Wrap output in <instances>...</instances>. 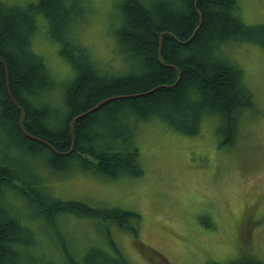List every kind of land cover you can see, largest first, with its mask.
<instances>
[{
    "label": "trees",
    "instance_id": "1",
    "mask_svg": "<svg viewBox=\"0 0 264 264\" xmlns=\"http://www.w3.org/2000/svg\"><path fill=\"white\" fill-rule=\"evenodd\" d=\"M81 1L85 10L88 5ZM58 2L40 0L20 9L17 5L5 7L0 0V129L28 151V166L33 172L27 178L13 164L1 160L0 194L6 196L11 190L28 198L39 207L46 230L54 229L60 217L73 215L105 223L110 219L119 228L136 232L141 220L137 213L101 210L73 200L42 203L32 179L39 181L38 174L43 179L54 177L58 172L69 178L76 171H93L109 178L140 177L143 170L135 144L136 129L139 123L158 118L190 137L200 134L204 119L215 122L219 148L231 149L242 112L249 104V92L244 71L229 60L224 46L258 39L263 45L264 35L235 14L236 0H122L117 21L110 28L114 51L121 55L123 65L112 75L79 39L78 27L87 19L85 11L66 19ZM43 17L60 32V37L55 36L59 56L73 72L64 87L54 81L44 59L31 51L37 20L44 23ZM2 62L12 97L24 111V131L50 147L20 131V111L8 96ZM106 117L112 122L124 117L132 130L116 133L107 129L108 134H103L105 126L100 122ZM39 169L42 173H37ZM7 210L0 212V264H6L9 251L14 264L29 261L27 250L37 243L35 226L28 224L27 228L20 214L9 215ZM9 230L14 240L5 250L3 241ZM62 234H58V247L64 264L101 263L96 254L78 261L66 249ZM107 240L114 247L115 243ZM240 260L229 264H262Z\"/></svg>",
    "mask_w": 264,
    "mask_h": 264
},
{
    "label": "rangeland",
    "instance_id": "2",
    "mask_svg": "<svg viewBox=\"0 0 264 264\" xmlns=\"http://www.w3.org/2000/svg\"><path fill=\"white\" fill-rule=\"evenodd\" d=\"M39 1L1 0L5 7L20 9ZM58 1L66 19L85 11L87 19L78 27L79 39L102 69L116 75L123 59L114 51L110 27L117 21L122 0H84L85 10L81 0ZM236 6L235 14L242 22L264 35V0H236ZM43 19L44 23L37 20L31 51L44 59L54 81L64 87L73 72L59 56L55 36L60 37V32L49 19ZM259 40L224 46L225 55L244 71L250 104L242 112L231 149L219 148L215 122L204 119L200 134L190 137L158 118L141 122L136 129L140 177L109 178L76 171L69 178L58 172L54 177L43 179L38 174L39 181L32 179L42 203L73 200L101 210L137 213L141 220L136 232L121 229L110 219L105 223L73 215L60 217L54 229L46 230L39 207L28 198L11 190L6 196L0 194V212H17L23 224L35 226L37 232L36 245L27 250L30 260L18 264H64L58 247L62 233L66 249L78 261L96 254V261L101 262L97 264H229L240 258L264 264V43L260 45ZM111 122L102 118L103 134L132 130L124 117ZM1 160L27 178L33 173L28 151L0 129ZM51 216L57 223V215Z\"/></svg>",
    "mask_w": 264,
    "mask_h": 264
},
{
    "label": "bare ground",
    "instance_id": "3",
    "mask_svg": "<svg viewBox=\"0 0 264 264\" xmlns=\"http://www.w3.org/2000/svg\"><path fill=\"white\" fill-rule=\"evenodd\" d=\"M162 35H163V33H161V34L158 35L159 45H158V49H157V59H158L159 62L162 61V59H161V43H162ZM177 79H178V78H177ZM177 79H176V80H177ZM6 88H7V92H8V96H9V93H11V92H10V89H9L8 80L6 81ZM11 95H12V94H11ZM9 98H10V96H9ZM10 100H11L12 104H14V103L17 104V102H16L14 99H11V98H10ZM6 226H8V225H6ZM6 226H5V227H6ZM8 229H9V227L7 228V230H8ZM10 234H12V233H11V231L9 230V231H8V234L6 235V237H5L4 241H3V249H5V250H8V248H10V245H11L12 241L14 240V238L9 237ZM5 253L7 254L8 252L6 251ZM8 256H9L10 258H8V261L6 262V264H14V257H13V255L11 254L10 251H9V253H8Z\"/></svg>",
    "mask_w": 264,
    "mask_h": 264
},
{
    "label": "water",
    "instance_id": "4",
    "mask_svg": "<svg viewBox=\"0 0 264 264\" xmlns=\"http://www.w3.org/2000/svg\"><path fill=\"white\" fill-rule=\"evenodd\" d=\"M2 64L4 65V68H5V70H6V75H7V80H8V72H7V69H6V65H5L4 62H2ZM9 96H10L11 99H13L11 93H9ZM14 106H16V107L19 109V111H20V117H19V122H18V126H19V128H20V131H21L26 137H28V138H30V139H33V140H36V141H38V142H40V143H43V144H45L46 146H49L46 142H43L42 140H39V139H37V138H35V137L30 136L27 132L24 131V129H23V127H22V124H21V120H22V118H23V116H24V111H23V109H22L18 104L14 103ZM73 121H74V120H73ZM71 125H72V123H71ZM49 147H50V146H49Z\"/></svg>",
    "mask_w": 264,
    "mask_h": 264
}]
</instances>
